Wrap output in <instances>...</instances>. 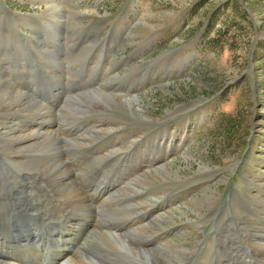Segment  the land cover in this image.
I'll return each instance as SVG.
<instances>
[{
	"label": "rangeland",
	"instance_id": "obj_1",
	"mask_svg": "<svg viewBox=\"0 0 264 264\" xmlns=\"http://www.w3.org/2000/svg\"><path fill=\"white\" fill-rule=\"evenodd\" d=\"M24 36L40 44L44 40L51 57ZM53 38L59 41L53 44ZM45 60L62 66L54 80L48 78L50 68L31 71ZM18 62L23 65L19 71ZM0 75L16 89L32 81L28 85L36 88L30 93L46 109L53 105L55 125L61 124L57 130L64 136L63 156L78 186L86 191L94 179L117 181L111 197L82 212L84 218L117 223L142 211L139 204L150 209L173 194L147 220L151 233L168 232L173 243L175 253L164 249L161 264L262 260L249 247L264 237V219H259L264 197L255 196L264 191V0H0ZM94 90L137 96L139 115L89 107L87 94ZM12 105L15 111L23 107ZM21 112L25 122L32 119L31 112ZM97 124L121 131L102 136L93 127ZM83 133L86 137L77 139ZM88 136L90 144L84 143ZM131 137H145L149 145L135 147L137 155L124 159L115 172L105 155L117 144L134 147ZM157 141L173 146L159 162L174 178L164 180L152 170L147 174L158 183L144 185L133 167L125 175L124 165L149 159ZM98 145L106 149L95 154ZM7 160L15 159L0 147L1 188L10 174L22 170L14 165L13 172L3 171ZM124 200L133 204L122 206L127 216L119 209ZM51 221H62L59 209ZM79 226L90 231L89 225ZM134 227L123 232L133 244L157 252L168 246L165 236H132ZM78 240L69 235L64 242L79 245Z\"/></svg>",
	"mask_w": 264,
	"mask_h": 264
},
{
	"label": "bare ground",
	"instance_id": "obj_2",
	"mask_svg": "<svg viewBox=\"0 0 264 264\" xmlns=\"http://www.w3.org/2000/svg\"><path fill=\"white\" fill-rule=\"evenodd\" d=\"M28 38L30 39L31 37L28 36ZM28 38H23V40L28 42ZM30 40L34 41L38 47L43 48V52L48 50L45 47L44 40L43 44L32 38ZM52 41L54 44L59 40L53 38ZM51 55V51L46 52L48 58ZM22 67V63L18 62L17 71ZM61 67L60 63L53 65L48 64L45 60L44 63L40 62L38 65L33 66L31 71L50 68L48 78L53 79ZM28 83L33 82L25 81V83H19L18 89L15 86L13 89L9 85L12 84L9 79H4L0 75V147L6 150L10 159H15L12 162L7 160V162L2 163L3 166L1 168L8 173L13 170L14 165L22 168L21 172L12 171L13 173L8 177L7 187L1 188L0 186V264H161V256L166 254L164 249L175 253L170 248L173 244L169 240L170 234L168 232L158 233L157 231L151 233L149 231L150 225L147 223V220L158 213L164 207V204L172 201L169 198L171 196L174 198L173 194H167L164 199L160 200L158 204L151 206L150 209L145 208V202L139 204V209L141 208L142 211L128 218L124 217L125 219H120L117 223H112L113 221L98 223L94 216L83 217L84 213L82 212H88L89 207L92 208V206L105 202L111 197L117 181H98L94 179L92 181L93 186H90L86 191L77 185L75 180L71 178L69 162L63 156L62 144L64 136H61L57 130L58 128L60 130L61 124H58V127L55 125L56 119L54 117L56 112L53 111L55 109L54 107L51 109L53 105L46 109V106L29 91V89L36 88V86L28 85ZM93 92L94 94H90L92 92L87 94V103L90 104L87 105L89 107L115 108L121 109L128 116L137 117L139 115V111L135 107V101L138 100L137 96L119 98L118 95L104 94L98 90ZM42 101H44L43 98ZM58 102L60 101H56L53 104H60ZM13 103L17 107L23 106L25 108L20 107L19 111H15L13 110ZM31 105L38 107L31 112ZM8 110L10 111L8 112ZM21 111L31 112L30 117L32 119L30 118V121L26 120L30 122V126H28L29 123L24 121L25 115L20 116L23 114ZM21 117H23L22 120ZM101 118H105V116H101ZM125 118L129 119L128 117ZM93 127H97V134H102V136L111 132L121 131L114 126L109 127L108 130L103 127L100 128L98 124ZM85 137L86 134L83 133L81 136H77V139ZM145 139V137L136 140L132 137L128 138L131 146L134 145V147L117 148V144L105 155V158L109 157V160H113V169L120 168L124 159L137 155L135 147L138 148L141 143L149 145ZM84 143L90 144L89 136ZM115 147L118 149L119 154L115 151ZM172 148L173 146L169 148L164 146L163 142L157 141L153 150L149 151L150 158L143 156L144 159L142 161L127 163L124 167L122 166L123 169L127 168L124 174L128 175L130 168L133 167V174L136 179L140 180L144 185L149 182L158 183L156 178L151 179L147 174L152 170H155L164 180L174 178L171 172L167 170L166 164L159 162L161 160L164 161L169 156L168 152L172 151ZM105 149V145H98L92 150H94L95 154H100ZM130 153L131 155L128 157L127 155ZM114 171L119 170L114 169ZM42 177L44 179L47 178L51 185H46L48 182L43 181ZM11 180L14 182H10ZM13 188L14 190H12ZM261 191L263 196L260 194L259 196L255 195L257 199L264 197L263 189ZM54 192L58 196H55ZM247 195L248 198L252 197L250 193ZM142 196L139 195L138 197ZM261 202L259 206H261L260 208L263 211L259 219L263 220L264 200ZM126 205L133 208V204H127L124 200L119 209L126 212L124 208ZM54 209H59L62 213V221L58 225H51ZM129 214L126 212V216ZM78 224H80L79 227L81 228L84 225H89L90 231L84 228H77ZM134 225L135 227L131 231L132 236L140 235L142 239L150 235L154 237L165 236L168 246L161 250L159 249L160 251L157 252L147 249L144 244H133L124 236L123 232L125 227ZM69 235H76L78 239H82V244L80 240H78L79 245L68 246L69 244H65L64 241L69 238ZM262 236H264V232ZM263 240L252 241L253 244L249 247L250 251L256 250L259 255L263 256L261 261H257L258 259L253 256L248 260L243 259L236 262V264H264ZM101 250L109 258L101 255L99 253ZM182 256H176L175 259L179 261H190L192 259L189 257L185 259ZM230 260L236 261L232 257ZM215 264H229V262L224 263V261L217 259Z\"/></svg>",
	"mask_w": 264,
	"mask_h": 264
}]
</instances>
